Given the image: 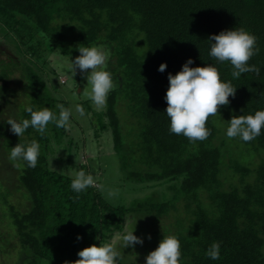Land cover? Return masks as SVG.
Returning <instances> with one entry per match:
<instances>
[{
    "label": "trees",
    "instance_id": "1",
    "mask_svg": "<svg viewBox=\"0 0 264 264\" xmlns=\"http://www.w3.org/2000/svg\"><path fill=\"white\" fill-rule=\"evenodd\" d=\"M0 26L18 52L26 48L30 61L57 48L72 58L81 46L108 47V70L117 88L101 111L83 103L96 121V126L90 122L93 138L110 133L126 181L168 184L173 191L170 199L129 208L110 205L97 187L77 197L70 177L50 169L46 154L67 131L49 124L43 136L29 128L19 139L7 124L28 119L27 106L55 111L57 104L67 103L50 94L26 61L0 60V158L7 164L0 166V220H8L10 232L0 238V254L8 248L5 241L13 239L19 246L16 264H74L79 251L120 233L127 215L145 212L158 220L174 211V230L165 233L179 239L181 264H264V161L253 183L243 181L253 157L264 154V129L247 143L225 136L232 116L264 110V0H0ZM234 28L257 37L259 52L248 63L260 68L259 75L248 72L233 79L228 62L208 55L209 36ZM188 59L193 60L190 67L215 66L221 79L237 88L229 104L208 118L207 139L195 143L170 134L165 115L167 76L178 73ZM162 63L167 65L163 73L157 70ZM15 72L19 87L12 90L8 78ZM119 104L136 121L126 136ZM27 139L40 144L35 168L17 167L8 159L10 148ZM65 145L77 150L71 140ZM236 175L238 184H227ZM12 190L25 198L23 212L7 201ZM214 241L221 245L218 260L205 256ZM117 264L124 263L118 258Z\"/></svg>",
    "mask_w": 264,
    "mask_h": 264
},
{
    "label": "clouds",
    "instance_id": "2",
    "mask_svg": "<svg viewBox=\"0 0 264 264\" xmlns=\"http://www.w3.org/2000/svg\"><path fill=\"white\" fill-rule=\"evenodd\" d=\"M208 55L218 63L228 62L233 71V79H239L242 74L254 72L260 73V68L250 65L248 62L259 52L257 37L244 28H234L221 31L218 35L208 38ZM79 56L74 60L65 57L57 48L53 55L70 70L72 76L78 69L90 86L88 96L91 103L97 109L106 107L108 96L117 88V83L108 70L111 58V50L105 45L81 46L78 49ZM192 59H188L182 65L181 70L172 75L168 74V87L164 100L167 104L165 115L169 120V133L182 135L190 143L204 141L210 135L206 122L210 116H217L221 106L229 104V97H235L236 89L230 81L221 79L218 69L208 64L204 67H190ZM167 65L162 63L157 69L163 73ZM261 95H264L262 93ZM25 111L28 119H9L12 134L24 136L27 129L32 128L43 136L49 124L56 128L69 131L71 129V117L73 113L83 117L84 108L77 104L73 107L56 105V111L49 107L34 109L27 106ZM225 129L228 139L238 138L242 142H251L261 135L264 129V110H257L254 114L232 116ZM40 156V144L35 139L18 143L10 148L8 159L16 162L17 167L27 166L35 168ZM78 170L73 174L69 172L70 189L77 194L87 191L91 187H101L96 177L77 165ZM112 195V193H109ZM138 219L128 217L124 222L123 230L116 234L107 243L93 244L77 253L78 259L74 264H117L119 254L116 250V242L120 241L126 248L135 244H143V240L133 233ZM81 237L77 236V240ZM150 240L151 237L149 236ZM220 242L214 241L205 251V256L211 260L220 259ZM180 241L175 235L163 236L158 247L145 257V264H181ZM72 264V262H65Z\"/></svg>",
    "mask_w": 264,
    "mask_h": 264
},
{
    "label": "rangeland",
    "instance_id": "3",
    "mask_svg": "<svg viewBox=\"0 0 264 264\" xmlns=\"http://www.w3.org/2000/svg\"><path fill=\"white\" fill-rule=\"evenodd\" d=\"M22 50L24 51L23 53L17 51L15 43L10 38V34L6 33L0 26V60L8 62L9 59L14 58V60L20 62L26 61L43 79L50 94L53 95L55 99L58 98L59 101L61 100L67 103L68 107L74 108L77 104L83 106V103H87L97 111L102 110L97 109L91 103L88 96L90 86L87 85V80L80 74L78 69L76 70V75L72 76L71 70L49 51L44 52L41 59H33L34 61H30L27 59L30 58L29 52L25 47H22ZM77 56H79V54L70 59L74 60ZM33 62H35V64H33ZM18 77L19 73L15 72L8 78V85L12 90H17L19 87ZM18 100L19 102L23 101L21 98ZM13 101L17 102L15 99ZM118 107H116V110L121 124V132L126 136L128 132L132 133L136 129V121L126 115V109L123 104H119ZM12 109H14V107ZM54 110L56 111V109ZM90 118L91 115H87L86 113L83 117L75 114V112L73 113L71 117V129L67 131L68 136H62L59 144L52 143L51 153L46 152L49 168L69 176V172L74 174L78 170L77 165L82 166L85 171L96 177L97 183L101 185V187H97V190L100 192L103 199L112 206L129 208L135 202H160L163 197L170 199L173 195V191L169 189L168 184H137L126 181L120 167L119 157L112 150L110 133H102L98 138H93L94 131L92 125L96 126V121L94 118ZM68 140L77 144V150H74L72 146L69 147L65 145ZM26 141L29 142L30 139ZM251 157L252 156H250L247 161H249ZM262 161H264L263 153L262 156L255 155L253 157L251 165L249 166L251 173L247 177H244V182L253 183L256 177L254 172ZM6 165L7 164L0 158V166ZM238 181L239 176L236 175L232 178L229 177L227 184H238ZM109 193H112V195H109ZM7 201L21 212L26 209L27 202L25 198L22 197L21 192L12 190ZM179 212L181 211L179 210ZM146 215L145 212H140L137 214L131 213L126 216L127 218L132 217L138 219L133 234L141 238L143 244H135L126 248L117 240L116 250L120 260L124 264H145V257L158 247L163 236H167L165 230L168 229L171 233L174 230L173 225L175 224L176 212L171 211L168 215L157 218L158 220H155L152 216ZM7 223L8 220L6 219L0 220V238L4 240L6 233L10 234V232H8ZM149 236L151 237L150 240L148 239ZM5 242H8L4 243L8 248L4 249L3 254H0V264H16L19 246L13 239Z\"/></svg>",
    "mask_w": 264,
    "mask_h": 264
}]
</instances>
